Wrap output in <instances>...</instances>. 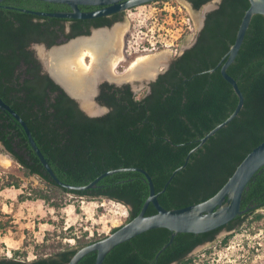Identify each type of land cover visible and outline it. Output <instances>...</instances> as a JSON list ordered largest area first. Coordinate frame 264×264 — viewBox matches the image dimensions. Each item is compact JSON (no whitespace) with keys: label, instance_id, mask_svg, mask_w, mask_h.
Here are the masks:
<instances>
[{"label":"trees","instance_id":"obj_1","mask_svg":"<svg viewBox=\"0 0 264 264\" xmlns=\"http://www.w3.org/2000/svg\"><path fill=\"white\" fill-rule=\"evenodd\" d=\"M168 1V0H160ZM200 10L212 0H188ZM249 0H222L207 15L196 42L176 57L168 70L151 84V91L139 97L129 85H104L97 101L110 110L100 117H89L48 74L43 73L33 44L53 46L58 38L55 25L67 19L36 16L24 10L66 12L65 4L40 0H4L0 3V97L26 122L34 140L56 176L63 183L86 186L105 172L137 167L152 177L156 192L165 187L173 172L185 163L199 140L225 121L235 110L238 97L216 68L234 44ZM99 7L80 6L90 12ZM123 16L91 20L97 27L111 26ZM81 28V27H80ZM63 31V30H62ZM87 29L68 35H89ZM184 37L182 44L186 41ZM228 74L237 80L244 95L240 114L226 127L191 154L187 166L178 171L158 197L166 209H180L213 197L233 175L245 157L264 142V16L255 15L244 42ZM0 143L3 152L20 167L23 177H36L41 186L12 173L0 179V191L22 189L20 202L43 201L58 213L75 199H107L128 208L126 223L135 218L149 196V185L138 171L119 172L101 179L96 187L69 190L58 185L47 173L28 141L21 124L0 108ZM249 211L229 224L203 234L179 233L173 243L155 259L169 241L165 228L147 231L116 246L104 264H195L190 253L206 243L227 246L232 235L217 240L227 230L239 233L246 225L264 216V167L252 178L242 198L241 208ZM157 211L150 205L146 215ZM114 228L112 231H115ZM47 233L35 244V259L27 260V250H13L0 258V264H67L78 249L102 236L80 237L62 230ZM111 231V232H112ZM56 236L59 240H55ZM57 237V238H58ZM72 237L76 245L64 243ZM29 245V244H28ZM28 245H26L28 247ZM212 250H206L211 253ZM96 253L78 264H95Z\"/></svg>","mask_w":264,"mask_h":264},{"label":"water","instance_id":"obj_2","mask_svg":"<svg viewBox=\"0 0 264 264\" xmlns=\"http://www.w3.org/2000/svg\"><path fill=\"white\" fill-rule=\"evenodd\" d=\"M3 1L4 0H0V3ZM40 1L65 4L69 6L71 10L66 12H55V13L38 12L31 10H24V11L36 16H43V17L91 20V19L109 16L117 12H124L131 8L152 3L157 0H40ZM249 2H250V6L246 10L242 18L234 44L231 46L228 53L223 57V59L219 62L216 68L211 70V72H214L216 69L220 68L222 77L232 86L235 94L237 95L238 104L235 110L232 112V114L225 121L217 125L214 129H212L208 134H206L203 138L199 140V145L195 147L187 155L185 159V163L173 172L172 176L167 181L165 187L159 193L156 192L154 182L152 180V177L149 175V173L144 169L137 167L118 168V169L110 170L108 172L103 173L102 175H100L98 178H96L94 181H92L90 184L86 186H75L61 182L54 173L51 166L49 165L42 151L38 147L26 122L0 97V108L2 110L9 112L21 124L27 135L29 143L31 144L33 150L36 152L42 165L46 169L47 173L58 185L67 188L69 190L83 191L96 187L97 183L106 176L119 172H127V171H138L142 173L145 176V179L149 185V189H150L149 196L147 197L142 207V210L135 218L123 224L115 231H112L104 238L78 249L76 254L71 258V260L67 264H78L86 255L94 252L96 253L95 264H104L106 256L116 246L124 242H127L147 231L159 229V228H165L171 232V235L169 241L156 254L155 259H158L161 253L165 251L173 243L177 234L179 233L203 234V233L211 232L229 224L236 217L243 215L244 213L250 210L249 207L244 210L241 208L242 198L245 190L248 189L249 182L252 180L255 174L258 173L262 167H264V142L258 145L257 147H255L245 157V159L241 162V164L236 168L233 175L228 179L226 184L210 199L184 208L171 209V210L164 208L158 200L159 195L166 190L167 186L170 184L171 180L176 175V173L187 166L191 154L197 151L200 147H202L208 141V139L214 136L220 129L226 127L229 123H231L240 114L241 110L243 109L245 102L244 95L241 89L239 88L237 80L234 79L231 75H229L227 70L234 63L241 49V46L244 42V38L246 36L252 18L255 15L264 16V0H249ZM80 6L99 7V9L86 12V11H82L80 9ZM203 25L204 23H202L200 27L202 28ZM95 31L108 32L109 29L108 28L94 29L93 34ZM88 37L89 36H81L75 39L88 38ZM61 46H58L57 48ZM187 48H189V46H186L183 49V51H185ZM164 66L166 69H168L170 66V61L165 63ZM44 68L45 71L50 75V77L56 83H58L78 103L80 109L83 112H85L90 117L96 116L99 113H101L99 112L100 110L96 113H91L87 111L84 108L81 99L73 95L64 86V84H62L50 72L46 64H44ZM159 74L160 73H156V74L154 73V75L149 78L142 76L143 78L142 85L145 86L155 81ZM98 83L99 82L97 81L94 92L89 96V98L95 107L100 108L98 103L95 101ZM150 205H153L157 212L153 215H146ZM194 250L190 253V256L192 255Z\"/></svg>","mask_w":264,"mask_h":264},{"label":"rangeland","instance_id":"obj_3","mask_svg":"<svg viewBox=\"0 0 264 264\" xmlns=\"http://www.w3.org/2000/svg\"><path fill=\"white\" fill-rule=\"evenodd\" d=\"M173 1L182 2L191 11L196 24L200 25L203 11L211 8L215 0L206 4L198 11H193L190 5L182 0ZM127 20L125 19L120 25L114 26L108 31L114 32L110 49L114 48L116 55L115 67L118 65L116 70H113V68L112 70L118 83L132 82L134 91L141 97L146 93V86L142 85L143 78L139 77L142 75L133 74V70L137 67L132 70L131 65L141 59L157 58L158 60L159 58V63L155 65V67L157 66V71L154 72V67V71L152 69L151 74L148 73V75H154V73L159 72V69L165 63L171 60L172 53L170 51H163L143 56L138 55L137 58H128L127 62L122 63L120 60L125 54V45L130 28V23ZM125 23L129 24L125 26ZM92 36L93 34L88 38ZM78 40H71L67 44H64V46ZM192 42L193 36L186 39L181 49L183 50L186 46L191 45ZM34 48L38 56H41L40 58L44 59V62H48V64H45L49 66L50 52L54 51V48L57 49V47L46 50L47 52L44 48H40L39 45H36ZM41 52H43L44 56L41 55ZM84 62L93 69L92 60L91 58H87V55L84 58ZM92 69L90 72H92ZM140 69L138 67V70ZM93 108L95 109L96 107ZM0 155L10 161L8 166L0 164V179L4 174L12 173L23 178L25 186H28L29 182H33L34 186H41L40 181L36 177L29 179L23 177L20 167L9 155L3 152L1 144ZM22 193V189L15 188L0 191V258L3 256L11 257L13 250H27L26 259L33 260L35 259L33 247L35 244L43 243L47 233L59 234L62 227L64 231L73 228L72 234L77 237H80L84 232H87L89 237L106 236L114 228L125 224L129 216L128 208L125 205L107 199H75L72 204L58 213L54 209L49 208L43 201L20 202L18 196ZM260 213L264 216V210L260 211ZM69 232L67 233L69 234ZM227 235H232L227 246L220 247L219 244L217 245L218 242H216L214 244L206 243L196 248L191 255L196 258L195 264H264V218L259 222L246 225L239 233L224 230L218 234L217 240L219 241ZM57 237L55 240H59V237ZM63 242L70 245L77 244L76 240L72 237L63 239ZM209 249L212 252L207 254L206 250Z\"/></svg>","mask_w":264,"mask_h":264},{"label":"built area","instance_id":"obj_4","mask_svg":"<svg viewBox=\"0 0 264 264\" xmlns=\"http://www.w3.org/2000/svg\"><path fill=\"white\" fill-rule=\"evenodd\" d=\"M130 28L125 58L170 51L176 55L184 37L195 36L197 24L191 11L179 1H160L127 10Z\"/></svg>","mask_w":264,"mask_h":264},{"label":"bare ground","instance_id":"obj_5","mask_svg":"<svg viewBox=\"0 0 264 264\" xmlns=\"http://www.w3.org/2000/svg\"><path fill=\"white\" fill-rule=\"evenodd\" d=\"M113 34L114 32L95 31L91 38L80 39L65 47L53 49L54 51L50 52L49 55L50 64L47 67L50 72L73 95L79 97L84 108L91 113H96L98 110L93 108L95 106L90 101L89 96L94 92L97 78L102 74L99 68H101L105 54L110 49ZM41 55L44 56L43 52ZM86 55H90L93 69L85 64ZM158 60L157 58L138 60L131 65L132 70L137 67L133 70V74H140L147 78L153 76L148 75V73L151 74L152 69L154 71L155 65L159 63ZM138 67L141 69L138 70ZM91 69L92 72H90ZM156 69L157 66L154 72ZM0 164L8 166L10 161L0 155Z\"/></svg>","mask_w":264,"mask_h":264},{"label":"flooded vegetation","instance_id":"obj_6","mask_svg":"<svg viewBox=\"0 0 264 264\" xmlns=\"http://www.w3.org/2000/svg\"><path fill=\"white\" fill-rule=\"evenodd\" d=\"M182 1H184L186 4H188V5H190V7H191V9L193 10V11H196V10H194V8H193V5H192V3L191 2H189L188 0H182ZM212 1H214V0H212ZM211 1V2H212ZM210 3V2H209ZM222 3V0H215L214 1V3H213V5H212V7L211 8H209V9H207V10H204L203 11V14L201 15V21H200V25L202 24V23H204V25H205V21H206V19H207V15L209 14V13H211V12H213V11H215L216 9H218L219 8V6H220V4ZM205 6V5H204ZM99 9V8H98ZM97 10V9H96ZM126 12L127 11H124V12H117V13H114V14H112V15H109L110 16V19H114V18H118V17H121V16H123V19L121 20V21H116L113 25H111V26H101V27H97L96 25H94L93 24V22H91V21H88V22H84V23H79V27H76L77 25H78V22H77V20H79V19H67L68 21H64L63 23H62V25L64 26V29H62V30H60V28H61V26L58 24V25H55V29L58 31L57 32V34L59 35L58 36V38L56 39V43H55V45H53V46H47L46 44H44V43H36V44H33L32 45V47H31V49L34 51V53H35V56H36V58H37V60H38V62H39V64L41 65V68H42V71H43V73H46V74H48L46 71H45V68H44V64L45 63H47L48 64V62H44L43 60H42V58H40L41 56H38V54L36 53V51H35V46L36 45H39V46H43L44 47V50L46 51V50H49V49H51V48H54V47H58V46H61V45H64V44H67L68 42H70L71 40H74L75 38H77V37H81V36H91V34H93V30L94 29H100V28H104V29H106V28H108L109 30H111L114 26H118V25H120L125 19H127V14H126ZM47 13H55V12H47ZM128 21V20H127ZM129 23H125V26H127ZM198 25V24H197ZM200 25H198V27H197V30H196V33H195V36L193 37V42H192V44L191 45H189V48L196 42V40H197V37H198V35H199V33H200V31L202 30V28L204 27V25H203V27L201 28L200 27ZM81 27V28H80ZM83 29H87V30H89L90 31V34L89 35H81V36H76V37H74V38H68V35L69 34H72L73 32H75V31H78V30H83ZM113 38V37H112ZM111 38V41H110V43L112 42V39ZM80 40V39H79ZM69 45V44H68ZM111 45V44H110ZM65 46H67V45H65ZM65 46H61V47H59V48H62V47H65ZM43 47H40V48H43ZM189 48H187V49H189ZM186 49V50H187ZM185 50V51H186ZM185 51H183L182 49L180 50V52H178L176 55H174V54H172L171 55V60H170V66H171V64L173 63V61L175 60V58L176 57H178V56H180L181 54H183ZM47 52V51H46ZM114 52V53H113ZM38 53H39V49H38ZM40 55V54H39ZM115 51H114V48H112V49H110L106 54H105V56H104V60L102 61V63H101V68H99L100 70H101V72H102V74H101V76L100 77H98L97 78V81L99 82L98 83V87H97V94H96V96H95V101L98 103V105H99V107L100 108H98V110H100L99 112H101V113H99L98 115H96V116H93V117H100V116H103V115H105L106 113H108L109 112V108L107 107V106H105V105H103V104H101L100 102H98L97 101V99H98V97L100 96V94H101V92H102V89H103V87H104V85H109V86H114L115 88H119V87H122V86H125V85H129L130 87H131V89H132V91L136 94V92L134 91V88H133V83L132 82H126V83H118V81H116V76H115V74H114V72H113V70L115 69H117V67H118V65L115 67V61H116V59H115ZM87 58H91L90 57V55H87ZM48 60V59H47ZM122 63H124V62H127L128 61V59L127 58H125V57H123L121 60H120ZM44 62V63H43ZM130 62V61H129ZM133 62V61H132ZM46 64V65H47ZM50 64V63H49ZM132 64V63H131ZM48 66V65H47ZM169 66V67H170ZM120 67V66H119ZM112 68H113V70H112ZM169 69V68H168ZM168 69H166L165 68V66H163L162 68H160L159 69V72L158 73H160V74H162V73H164L166 70H168ZM159 74V75H160ZM49 75V74H48ZM158 75V76H159ZM50 76V75H49ZM158 78V77H157ZM154 82V81H153ZM153 82H151L150 84H147V85H145L146 87H145V89H146V93L145 94H148V93H150V91H151V84L153 83ZM58 84V83H57ZM59 85V84H58ZM60 86V85H59ZM61 87V86H60ZM65 91V90H64ZM66 92V91H65ZM67 93V92H66ZM68 94V93H67ZM144 94V95H145ZM69 95V94H68ZM70 96V95H69ZM71 97V96H70ZM72 98V97H71ZM97 108V107H96ZM105 110H106V112H105ZM85 113V112H84ZM86 114V113H85ZM87 115V114H86ZM87 116H89V115H87ZM90 117V116H89ZM224 231V230H223ZM225 231H227V230H225ZM222 232V231H221ZM220 232V233H221ZM219 233V234H220Z\"/></svg>","mask_w":264,"mask_h":264}]
</instances>
